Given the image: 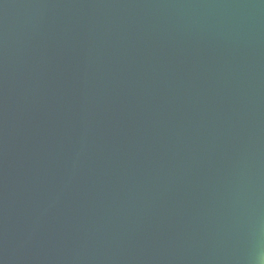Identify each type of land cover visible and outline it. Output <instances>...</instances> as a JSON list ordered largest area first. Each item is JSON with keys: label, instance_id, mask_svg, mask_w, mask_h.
<instances>
[{"label": "water", "instance_id": "water-1", "mask_svg": "<svg viewBox=\"0 0 264 264\" xmlns=\"http://www.w3.org/2000/svg\"><path fill=\"white\" fill-rule=\"evenodd\" d=\"M264 0H0V264H262Z\"/></svg>", "mask_w": 264, "mask_h": 264}, {"label": "clouds", "instance_id": "clouds-1", "mask_svg": "<svg viewBox=\"0 0 264 264\" xmlns=\"http://www.w3.org/2000/svg\"><path fill=\"white\" fill-rule=\"evenodd\" d=\"M262 264H264V255L261 256Z\"/></svg>", "mask_w": 264, "mask_h": 264}]
</instances>
